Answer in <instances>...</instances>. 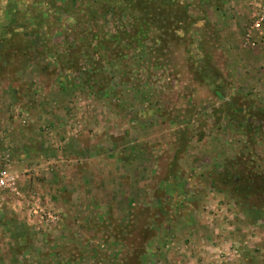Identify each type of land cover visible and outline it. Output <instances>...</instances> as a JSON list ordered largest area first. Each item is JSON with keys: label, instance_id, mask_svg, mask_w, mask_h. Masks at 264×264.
<instances>
[{"label": "rangeland", "instance_id": "374dc122", "mask_svg": "<svg viewBox=\"0 0 264 264\" xmlns=\"http://www.w3.org/2000/svg\"><path fill=\"white\" fill-rule=\"evenodd\" d=\"M162 1L0 0V264H264V0Z\"/></svg>", "mask_w": 264, "mask_h": 264}, {"label": "trees", "instance_id": "16d2710c", "mask_svg": "<svg viewBox=\"0 0 264 264\" xmlns=\"http://www.w3.org/2000/svg\"><path fill=\"white\" fill-rule=\"evenodd\" d=\"M109 1L110 3L111 1L117 3L116 0ZM123 1H125V5L124 7L121 6L119 11H131V17L134 22H136L138 30L142 28L147 29L148 26L154 24V22H159V19H156L154 16L155 12H165V7H162V0L158 3L156 0ZM154 3L155 6L158 7L157 9L154 8ZM112 5L115 6L114 3H112ZM168 9L171 10L172 8L167 7L166 10ZM138 13L139 15L136 17L135 14ZM205 178L207 184L211 188L218 192L230 194L234 198L245 199L248 202L261 198L264 199V175L252 171V169L245 164L243 159H238L236 161L227 160L222 170L216 173H208L205 175ZM263 201L259 202L257 206H261L264 203Z\"/></svg>", "mask_w": 264, "mask_h": 264}, {"label": "built area", "instance_id": "2783aa9c", "mask_svg": "<svg viewBox=\"0 0 264 264\" xmlns=\"http://www.w3.org/2000/svg\"><path fill=\"white\" fill-rule=\"evenodd\" d=\"M0 191H8L18 199L21 197L16 186V179L5 170L0 171Z\"/></svg>", "mask_w": 264, "mask_h": 264}]
</instances>
